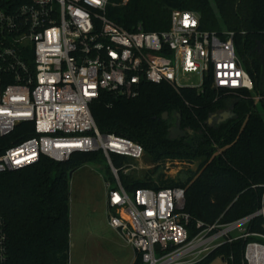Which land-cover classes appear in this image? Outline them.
<instances>
[{
	"label": "built area",
	"instance_id": "1",
	"mask_svg": "<svg viewBox=\"0 0 264 264\" xmlns=\"http://www.w3.org/2000/svg\"><path fill=\"white\" fill-rule=\"evenodd\" d=\"M127 1V0H125ZM110 0H0V137L24 122L34 135L0 155V172L37 163L41 157L67 161L77 152H102L114 180L105 183L108 224L142 264H196L225 244L244 241L243 264H264V232L251 230L263 219L264 200L254 212L212 224L196 221L185 210L181 186L138 188L134 198L120 172L137 169L143 145L115 133H102L90 105L101 92L128 98L143 82H167L203 91H253L254 82L239 57L236 37L246 31L201 28L194 10H173L170 27L128 30L107 15ZM197 75L198 84L183 83ZM260 101L264 95L256 94ZM113 155L131 160L117 167ZM7 233L0 218V264L7 260ZM160 254V255H159ZM225 264L229 258L219 257Z\"/></svg>",
	"mask_w": 264,
	"mask_h": 264
},
{
	"label": "trees",
	"instance_id": "2",
	"mask_svg": "<svg viewBox=\"0 0 264 264\" xmlns=\"http://www.w3.org/2000/svg\"><path fill=\"white\" fill-rule=\"evenodd\" d=\"M176 9L198 12L202 29L246 31L237 35L236 45L254 90L215 89L209 80L203 91L145 81L136 97L102 91L90 108L102 133L141 143L153 163L166 159L200 162L183 181L154 178L159 167L143 179L120 172L129 192L142 187H184L193 235L198 220L229 222L254 212L264 200V99L252 98L264 95V0H110L107 15L128 30L140 24L145 31H163L169 29ZM225 111L234 116L221 123L209 122L215 113ZM164 112L169 114L167 119ZM178 114L181 128L191 133L170 139L171 121ZM34 134L32 123L19 124L14 132L0 137V155ZM98 154L77 152L67 161L43 156L25 168L0 172V218L8 237L5 264L70 263V180ZM113 161L119 168L131 162L119 155H113ZM262 224V218L253 220L251 230L264 232ZM243 249V240L225 244L196 264H211L231 255L230 264H243ZM131 264H142L141 253Z\"/></svg>",
	"mask_w": 264,
	"mask_h": 264
},
{
	"label": "rangeland",
	"instance_id": "3",
	"mask_svg": "<svg viewBox=\"0 0 264 264\" xmlns=\"http://www.w3.org/2000/svg\"><path fill=\"white\" fill-rule=\"evenodd\" d=\"M239 57L241 58L240 55ZM241 60L243 62L242 58ZM182 81L198 84L200 80L195 74H187ZM258 107H261L260 103ZM199 163L197 160L190 162L180 159H166L153 163L145 156L136 163L137 169L130 173L143 179L148 171L159 167L154 178L161 176L163 180L172 178L183 181L187 179L190 170H197ZM108 181L116 184L109 161L100 152L95 161L86 163L72 174L69 264H131L135 260L137 253L135 254V251L108 224L109 213L118 214L115 209H109L107 206L105 183ZM131 196L134 198L133 192ZM211 264L225 263L221 258H217Z\"/></svg>",
	"mask_w": 264,
	"mask_h": 264
},
{
	"label": "water",
	"instance_id": "4",
	"mask_svg": "<svg viewBox=\"0 0 264 264\" xmlns=\"http://www.w3.org/2000/svg\"><path fill=\"white\" fill-rule=\"evenodd\" d=\"M168 116H169L168 112L163 113L164 119H167ZM233 116H234L233 112L225 111L220 115L219 121L224 122V121L228 120L229 118H232ZM213 118H214V116H212L209 119L210 123H213ZM189 133H191V131H187V130L181 128V115L178 114V119H177L176 124L169 128L170 139H178V138L186 137Z\"/></svg>",
	"mask_w": 264,
	"mask_h": 264
},
{
	"label": "flooded vegetation",
	"instance_id": "5",
	"mask_svg": "<svg viewBox=\"0 0 264 264\" xmlns=\"http://www.w3.org/2000/svg\"><path fill=\"white\" fill-rule=\"evenodd\" d=\"M222 113H215L213 116H214V118H213V123L216 121V122H218V123H221L220 121H219V119H220V115H221ZM176 122H177V119L176 120H174V121H171V127L172 126H174L175 124H176Z\"/></svg>",
	"mask_w": 264,
	"mask_h": 264
}]
</instances>
